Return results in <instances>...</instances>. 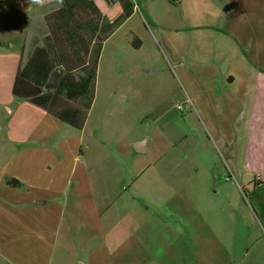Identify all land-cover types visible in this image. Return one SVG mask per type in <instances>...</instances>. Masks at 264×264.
Wrapping results in <instances>:
<instances>
[{"label":"rangeland","instance_id":"374dc122","mask_svg":"<svg viewBox=\"0 0 264 264\" xmlns=\"http://www.w3.org/2000/svg\"><path fill=\"white\" fill-rule=\"evenodd\" d=\"M139 3L159 25L209 22L195 1ZM61 5V0H0V41H23L26 18L40 32L44 15ZM143 19L137 11L104 43L84 129L62 123L46 141L56 157L52 174L44 175L43 167L33 173L50 180L52 189L70 181L74 218L52 264H264V186L254 188L263 185L264 165L258 161L264 144L256 143L254 132H225L221 118L212 122L188 110L169 45H189L188 34L150 33ZM135 37L140 49L132 45ZM144 139L149 150L135 153V141ZM127 205L135 214L125 212ZM133 226L140 237L128 242L126 227ZM111 249L117 252L109 255Z\"/></svg>","mask_w":264,"mask_h":264},{"label":"crops","instance_id":"0c3cea01","mask_svg":"<svg viewBox=\"0 0 264 264\" xmlns=\"http://www.w3.org/2000/svg\"><path fill=\"white\" fill-rule=\"evenodd\" d=\"M24 1L32 3L31 0ZM194 1L202 6L197 12L205 14L203 18L209 20L205 25L194 23V26L184 28L159 25L147 9L150 23L139 9L133 15L137 11L141 13L150 33L166 29L173 37L188 34L189 45L185 47L179 42L169 43L185 102L191 104L188 110L193 113L195 110L196 114L211 118L212 122L221 118L225 132L243 128L250 134L254 132L256 143L264 144V0H191ZM3 4L15 11L12 4L5 1ZM26 20L31 21L30 18ZM29 23L24 29L23 41H0V264H52L59 239L68 233L74 218L68 204L71 196L67 185L69 179L67 183L62 182V188L52 189L50 180L43 175L33 176L42 167L44 175L52 174L48 171L53 167L52 163L56 164V157L51 154L46 141L61 130L63 122L13 95L20 61L28 57L32 44L44 45L46 26L35 32ZM162 39H165L164 35ZM40 143L44 145L40 146ZM148 144L149 139L135 141V153L147 152ZM79 154H83L82 147ZM259 159L258 162L264 165V155ZM13 182L21 186L11 185ZM260 186H264V179L263 185H254V188ZM75 195L82 196L78 192ZM144 209L149 211V208ZM125 212L135 214V207L127 205ZM99 217L102 218L101 214ZM96 224L95 229L102 235V226ZM118 226L111 227L110 234L114 238L118 237L114 231ZM134 228L126 227L128 242L140 237ZM102 245L94 251L96 255L104 249ZM115 252L111 249L109 255Z\"/></svg>","mask_w":264,"mask_h":264},{"label":"trees","instance_id":"16d2710c","mask_svg":"<svg viewBox=\"0 0 264 264\" xmlns=\"http://www.w3.org/2000/svg\"><path fill=\"white\" fill-rule=\"evenodd\" d=\"M33 2V0H31ZM140 0H62L45 15L44 45L32 44L15 74L13 95L82 130L95 97L104 43L139 9ZM136 49L142 42L132 41ZM11 185L20 187L18 182Z\"/></svg>","mask_w":264,"mask_h":264},{"label":"clouds","instance_id":"9594fccd","mask_svg":"<svg viewBox=\"0 0 264 264\" xmlns=\"http://www.w3.org/2000/svg\"><path fill=\"white\" fill-rule=\"evenodd\" d=\"M33 2L38 3V4H42L43 0H33ZM61 2H62V0H61Z\"/></svg>","mask_w":264,"mask_h":264},{"label":"water","instance_id":"95a60500","mask_svg":"<svg viewBox=\"0 0 264 264\" xmlns=\"http://www.w3.org/2000/svg\"><path fill=\"white\" fill-rule=\"evenodd\" d=\"M138 149V148H137ZM139 150V149H138Z\"/></svg>","mask_w":264,"mask_h":264}]
</instances>
